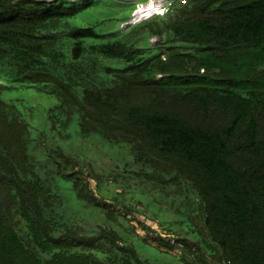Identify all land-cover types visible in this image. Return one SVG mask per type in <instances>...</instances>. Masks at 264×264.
<instances>
[{"label":"trees","instance_id":"trees-1","mask_svg":"<svg viewBox=\"0 0 264 264\" xmlns=\"http://www.w3.org/2000/svg\"><path fill=\"white\" fill-rule=\"evenodd\" d=\"M91 1L0 0V74L51 84L77 106L87 131L186 174L222 257L264 264V0H188L115 38L69 22ZM26 134L0 99V240L31 253L29 238L44 245L40 214L28 219L36 197L24 199L31 189L23 178L34 191L38 180L23 167ZM42 230L52 251L71 246Z\"/></svg>","mask_w":264,"mask_h":264},{"label":"rangeland","instance_id":"rangeland-1","mask_svg":"<svg viewBox=\"0 0 264 264\" xmlns=\"http://www.w3.org/2000/svg\"><path fill=\"white\" fill-rule=\"evenodd\" d=\"M137 2L148 0H92L69 22L115 38L132 24L129 30L140 29L130 22L137 20ZM146 35L141 32L144 42ZM156 38L149 42L157 44ZM6 80L0 74V99L27 125L22 162L38 180L34 191L21 176L31 189L24 199L36 197L28 219L40 214L36 235L44 246L34 247L29 238L27 249L19 241L31 254L1 238L0 264H229L207 228L201 198L188 191L191 184L197 189L186 174L163 170L160 161L135 157L129 144L87 131L77 106L53 93L51 84ZM44 227L54 241L64 236L71 246L52 251L54 243L41 237ZM80 240V247L73 244Z\"/></svg>","mask_w":264,"mask_h":264},{"label":"built area","instance_id":"built-area-1","mask_svg":"<svg viewBox=\"0 0 264 264\" xmlns=\"http://www.w3.org/2000/svg\"><path fill=\"white\" fill-rule=\"evenodd\" d=\"M178 2L180 5H184L187 3V0H178ZM151 8H153V6L149 5L148 7H144V10L147 13L149 12V10H151Z\"/></svg>","mask_w":264,"mask_h":264},{"label":"water","instance_id":"water-1","mask_svg":"<svg viewBox=\"0 0 264 264\" xmlns=\"http://www.w3.org/2000/svg\"><path fill=\"white\" fill-rule=\"evenodd\" d=\"M75 51H73V53H74Z\"/></svg>","mask_w":264,"mask_h":264},{"label":"bare ground","instance_id":"bare-ground-1","mask_svg":"<svg viewBox=\"0 0 264 264\" xmlns=\"http://www.w3.org/2000/svg\"><path fill=\"white\" fill-rule=\"evenodd\" d=\"M140 7H141V5H140Z\"/></svg>","mask_w":264,"mask_h":264}]
</instances>
